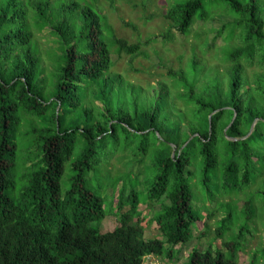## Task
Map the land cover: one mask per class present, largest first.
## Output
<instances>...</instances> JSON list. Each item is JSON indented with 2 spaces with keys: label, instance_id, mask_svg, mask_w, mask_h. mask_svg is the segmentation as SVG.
<instances>
[{
  "label": "trees",
  "instance_id": "obj_1",
  "mask_svg": "<svg viewBox=\"0 0 264 264\" xmlns=\"http://www.w3.org/2000/svg\"><path fill=\"white\" fill-rule=\"evenodd\" d=\"M51 3L0 0V264H146L147 256L175 264L180 245L193 239L194 226L205 218L196 209L202 206L194 197V174L201 168L208 186L223 154L228 163L218 171L230 186L217 196H224L236 192L239 182L237 194L249 189L263 172L251 173L260 162L264 170V0H170L165 40L174 39L175 29L186 36L198 21L221 14L232 19L217 35L238 41L224 55L227 81L221 72L197 89L201 76L189 79L188 70L178 76L170 69L186 109L166 89L163 107L155 92L130 103L117 85L124 79L111 73L114 51L136 56L158 36L129 42L94 4L71 1L49 9ZM46 29L63 50L56 70L45 65L46 52L31 47ZM194 63L188 65L196 69ZM252 65L261 70L250 78ZM174 110L185 119L192 113L197 123L189 128L173 117ZM25 138L31 145L20 157ZM116 157L125 165L137 162L140 170L109 177L104 170ZM259 192L264 195V187ZM257 200L236 204L247 220L236 238L224 240L225 249L213 241L205 249L195 246L186 264H239L242 243L258 228ZM154 201L161 206L151 222L162 236L148 238L141 205ZM234 209L225 200L210 208L209 217L223 211L216 240L234 227ZM111 213L119 224L102 231L98 223ZM209 234L206 228L199 236ZM252 263L264 264V246Z\"/></svg>",
  "mask_w": 264,
  "mask_h": 264
},
{
  "label": "rangeland",
  "instance_id": "obj_2",
  "mask_svg": "<svg viewBox=\"0 0 264 264\" xmlns=\"http://www.w3.org/2000/svg\"><path fill=\"white\" fill-rule=\"evenodd\" d=\"M35 3L42 0H33ZM77 1L82 5L94 4L95 9L102 11L108 18L109 23L114 27V31L117 36L126 38L129 42H138L142 40L146 41L147 38L158 36L150 44L142 45V52L140 54L133 56L126 52L119 53L114 51L112 54L113 66L111 68V73L114 75L117 73L124 79L122 83L117 82V85L125 88L124 92L126 94V100L132 103V99H136L139 103H142V98L148 96L152 98L155 94L157 95L156 103L160 107H163V97L166 96L168 91V98L170 100H176L177 104L183 109L184 102L179 97V92L182 90L180 86L177 85L175 79L170 75V69L176 71L178 76H182L181 69L188 70L186 74L189 79H193L201 76L197 89L201 88L204 82L209 80L212 82L217 78V76H222L221 72H226V68L229 66V62L225 61L224 55L226 56L231 50V46L237 45L238 41H226L225 35H217L216 30L221 28L226 22L232 19V17L227 15L216 14L208 20H200L192 27V31L189 35H184L178 30H173L175 37L173 40H165L162 33L165 32L170 25L169 20L165 17V13L168 10L170 0H52L49 9H59L64 2ZM54 13H58L55 11ZM129 23V24H128ZM44 30V32L37 33L31 42V47L33 50L43 54L46 52L48 57L45 55V65L47 68L56 70L60 64V55L63 50L59 47L60 43L51 41L55 38L52 34ZM107 32V31H106ZM226 39V40H225ZM230 45V46H229ZM196 56L198 63H194ZM196 65V69L188 62ZM54 64V66H53ZM194 68V69H193ZM261 70L257 65H252L248 71L250 78H253L254 72ZM47 72V71H46ZM225 80H228V75L223 74ZM205 85V84H204ZM133 87V88H131ZM52 87L48 86L46 95H50ZM130 91L127 92L126 90ZM167 91H166V90ZM44 94V95H45ZM45 95V96H46ZM120 99L117 95L116 99ZM123 100L125 98L123 97ZM95 104L102 106V102L96 101ZM166 110V109H165ZM173 117L179 119L183 123L188 124L190 128L191 124L197 123V118L192 113L185 119L184 114L179 110L173 111ZM165 117V115L163 116ZM32 121H35L32 119ZM169 122L168 120H162L160 122L161 126L166 127ZM23 127L29 129L31 126L29 123H23ZM188 131V130H187ZM158 134V133H157ZM159 135V134H158ZM31 145V139L25 138L24 141L20 142V157L26 155V146ZM28 152V150H27ZM222 154L221 161L217 171L212 172L211 180L208 182V186L204 185L202 182V171L201 168L194 174L192 179V185L194 190V197L199 206L197 211L203 217L204 221L198 226L195 225L194 237L191 241L180 245L181 252L179 254V260L175 264H186L189 252L195 247L199 246L202 249L207 248L210 241L215 243L214 247H222L225 249L224 240L234 239L238 236L240 228L245 224L247 218L243 213V209H238L237 205L241 207L247 198L255 197L257 200V216L255 217V222L257 225V230L255 235L247 236L248 240L242 243V249L239 252L237 260L239 264H253L252 256L255 251L259 249L260 246H264V195L259 192L264 187V170H262L263 164L258 165V168L254 167L251 171L252 176L259 171L262 172L257 176V179L249 189L244 191L237 190L241 187V182L238 183L234 193L217 196L220 192L224 191L227 187L229 189L230 185L225 184L222 173H219L225 164L228 163V159L223 157ZM125 161H120L118 157L114 158L109 166L104 170V174L109 173V177L118 176L124 173V171H135L136 173L140 170V164L126 163ZM194 168V167H193ZM219 170V171H218ZM219 175L220 179L217 178ZM121 185V183H120ZM227 185V186H226ZM142 189V186L139 187ZM107 193L113 195V188L109 187ZM118 191L116 192V194ZM216 195L215 201L211 202V197ZM262 199V200H261ZM231 201V207L235 206L233 220L234 227L231 231L226 232V234L216 240L215 229L217 227V219L223 215V211H219L215 216L209 217L208 212L210 208H217L219 201ZM161 206L160 202L154 201L149 206L142 204L141 208L145 209V219L143 221L145 227V236L156 237L162 236L161 231L157 227L155 222H151V216L154 210L159 209ZM204 222L208 224L205 226ZM119 224L118 216L115 213L108 214L102 222L98 223L102 231L113 230L116 225ZM210 230L209 236L201 238L199 235L205 229ZM245 245V246H244ZM244 246V248H243ZM179 247V246H178ZM146 264H166L169 262L167 258L147 256Z\"/></svg>",
  "mask_w": 264,
  "mask_h": 264
},
{
  "label": "water",
  "instance_id": "obj_3",
  "mask_svg": "<svg viewBox=\"0 0 264 264\" xmlns=\"http://www.w3.org/2000/svg\"><path fill=\"white\" fill-rule=\"evenodd\" d=\"M59 107H60V106H58V109H59ZM210 118H211V116H210ZM234 119H235V116H234V118H233L231 124L233 123ZM256 121H257V120H255V121L253 122L250 133L254 130V127H255ZM231 124H230V125H231ZM230 138L233 139V140H237V139H239V138H237V137H230ZM175 151H176V150L174 149V151H173V155L175 154Z\"/></svg>",
  "mask_w": 264,
  "mask_h": 264
}]
</instances>
